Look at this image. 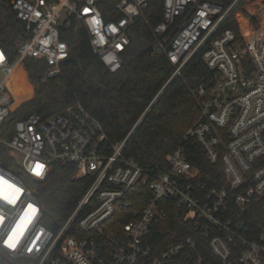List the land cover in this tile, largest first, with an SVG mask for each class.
<instances>
[{"label":"built area","instance_id":"2783aa9c","mask_svg":"<svg viewBox=\"0 0 264 264\" xmlns=\"http://www.w3.org/2000/svg\"><path fill=\"white\" fill-rule=\"evenodd\" d=\"M149 1L120 0L115 9L121 18L105 20L100 0H12L28 37L13 60L0 44V144L34 181L59 163L72 169V180L90 183L67 219L51 229L29 182L0 165V176L21 189L14 205L0 201V264H264V214L256 227L249 225L255 206L264 211V1L249 4L254 23L239 34L229 21L244 0H163L162 19L152 29L154 35L175 29L166 53L174 69L162 90L193 56L213 71V83L197 91L200 114L182 140L197 143L209 163L222 164L224 184L202 177L183 145L151 172L123 156L150 105L115 144L107 145L101 123L78 101L54 115L16 120L8 136L7 119L26 101L17 104L12 94L17 68H24L32 85L24 58L44 63L43 81L59 76L69 56L61 34L75 20L88 31L99 61L116 72L130 44L127 30ZM37 164L43 165L40 176L31 171ZM4 187L13 198L15 192ZM146 192L150 197L133 208ZM177 209L197 228V237L159 241L158 226ZM14 228L23 235L9 248L4 241Z\"/></svg>","mask_w":264,"mask_h":264},{"label":"trees","instance_id":"16d2710c","mask_svg":"<svg viewBox=\"0 0 264 264\" xmlns=\"http://www.w3.org/2000/svg\"><path fill=\"white\" fill-rule=\"evenodd\" d=\"M119 1L100 0L98 8L105 20L121 18L122 13L115 9ZM257 1L264 0H244L232 13L229 23L238 34L254 23L249 17L248 6ZM11 3L12 0H0V44L10 60H13L19 43L28 34L23 22L13 12ZM162 4L163 0H150L142 16L130 25L127 30L130 44L122 51L121 68L116 72H109L99 61L93 53L88 31L75 20L70 29L63 30L61 34V38L69 45V56L59 76L43 81L42 76L46 71L44 63L24 58L28 79L34 89L33 95L10 114L6 121L8 136L12 135L9 125L14 121L32 114L54 115L78 101L101 123L107 136V145L115 144L124 139L150 105L127 139L123 156L132 158L151 172L163 166L166 156L183 145L188 160L200 168L202 177L211 176L217 179L212 184H224L222 164L209 163L197 143L182 140L184 133L200 114L197 91L199 87L208 88L213 83V71L202 58L193 56L180 75L162 90L174 69L166 53L175 34L174 28L163 35L153 34L152 29L162 19ZM159 91L161 94L157 97ZM155 97L157 99L151 104ZM0 165L29 182L35 197L43 206L47 225L51 229H57L67 219L90 183L87 179L72 180V169L59 163L53 165L45 179L34 181L15 165L6 147L1 144ZM149 197L146 192L142 200H136L133 208L142 206ZM254 209L249 225L256 227L264 211L260 206ZM171 212L169 220L158 226L155 238L161 241L184 235L197 237V228L184 220L182 210ZM120 221L123 223L125 219ZM205 250L209 252L207 247Z\"/></svg>","mask_w":264,"mask_h":264},{"label":"snow or ice","instance_id":"6c2138e0","mask_svg":"<svg viewBox=\"0 0 264 264\" xmlns=\"http://www.w3.org/2000/svg\"><path fill=\"white\" fill-rule=\"evenodd\" d=\"M88 10L85 9V12ZM93 23H98V21H93ZM115 31V29H112ZM3 57L0 56V60H2ZM43 168V165L37 164L33 169H31L33 175L40 176L42 174L41 170ZM5 185H7L8 189H12L15 192V196L11 199L8 198V196L5 195ZM21 195V189L14 184L10 183L8 180H6L3 176H0V201L6 200L7 203L14 205L17 200L20 198ZM29 208H31V205H29ZM36 209L32 208V214H35ZM4 222V218L0 216V224ZM23 235V230L19 234L16 233V229L14 228L12 230V233L9 234L8 239L4 241V243L9 248H15L17 243L19 242L20 237ZM15 237V238H14ZM11 241V243H9Z\"/></svg>","mask_w":264,"mask_h":264},{"label":"bare ground","instance_id":"6f19581e","mask_svg":"<svg viewBox=\"0 0 264 264\" xmlns=\"http://www.w3.org/2000/svg\"><path fill=\"white\" fill-rule=\"evenodd\" d=\"M23 70H24L23 67L17 68L16 72L11 78L12 93L15 95V97H17V100L19 102L29 99L31 95V91H32L31 85L28 83V81L25 80L26 74ZM24 76H25V79H24ZM18 80L21 81L20 85H19V82L14 84V81H18Z\"/></svg>","mask_w":264,"mask_h":264},{"label":"rangeland","instance_id":"374dc122","mask_svg":"<svg viewBox=\"0 0 264 264\" xmlns=\"http://www.w3.org/2000/svg\"><path fill=\"white\" fill-rule=\"evenodd\" d=\"M260 2V1H259ZM24 72H25V70H23ZM25 74H26V72H25ZM24 79H25V76H24ZM26 80V79H25ZM27 81V80H26ZM17 82H19V85H20V83H21V81L20 80H18V81H14V84H16ZM29 83V82H28ZM30 84V83H29ZM31 85V84H30ZM32 87V86H31ZM32 91H31V95H32V92H33V89H31ZM22 92V91H21ZM20 93V92H19ZM13 94V93H12ZM30 95V98H32V96ZM13 97L15 98V103H17V104H19V103H21V102H19L18 100H17V97H15V95L13 94ZM24 101V100H23Z\"/></svg>","mask_w":264,"mask_h":264}]
</instances>
